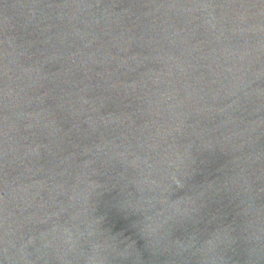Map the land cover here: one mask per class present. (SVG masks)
I'll return each mask as SVG.
<instances>
[{
    "label": "water",
    "instance_id": "1",
    "mask_svg": "<svg viewBox=\"0 0 264 264\" xmlns=\"http://www.w3.org/2000/svg\"><path fill=\"white\" fill-rule=\"evenodd\" d=\"M0 264H264V0H0Z\"/></svg>",
    "mask_w": 264,
    "mask_h": 264
}]
</instances>
